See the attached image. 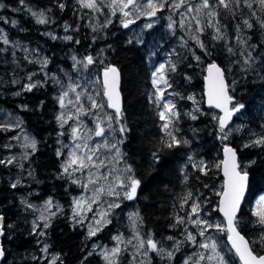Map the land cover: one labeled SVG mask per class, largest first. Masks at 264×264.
Returning a JSON list of instances; mask_svg holds the SVG:
<instances>
[{
	"label": "trees",
	"instance_id": "trees-1",
	"mask_svg": "<svg viewBox=\"0 0 264 264\" xmlns=\"http://www.w3.org/2000/svg\"><path fill=\"white\" fill-rule=\"evenodd\" d=\"M212 2L209 1L217 13L213 17L215 25L206 24L196 42L188 40L178 45L172 43L175 36L165 35L167 32L161 31L160 26L147 30L139 40L111 23L97 27L77 0H0L3 5L0 28L10 38L9 46L0 44V109L17 116L23 130L36 143L35 151L28 152L21 166L27 170L33 184L30 186L34 188L32 195L25 193L22 187L9 185L5 178L16 175L17 171L5 170L0 164V216L4 221L1 239L4 256L0 264H45L29 258L31 253L38 254L39 243H45L49 253L57 256L55 264H106L98 253L89 254V241L82 225L72 223L68 215V200L75 191L59 177L61 157L57 153L62 150L56 145L57 89L44 81L38 82L31 91L20 92V77L37 70L23 62L18 51L21 44L41 50L50 70L52 65L67 68L65 59L70 54L79 58L96 56L95 60L103 57L106 66L117 69L122 110L119 124L125 128L121 135V155L131 168L132 177L140 181L134 204L141 233L145 239L151 236L162 246L174 240L179 245L169 259L151 252L148 264H178L181 257L189 253L183 224L176 222L178 217H185L182 210L186 207H182V201L189 193L192 196L186 206H191L195 197L200 205L199 216L221 220L216 208L222 190L220 152L225 146L235 150L240 169L248 173V192L236 217L237 231L249 241L255 255H264V242H261L264 226L258 223V211L252 206L254 199L264 193V146L253 143L264 136V27L261 26L264 6L259 0H240L239 5L235 0H227L225 9L217 0ZM24 5L44 12L48 19L47 34L43 25L23 13ZM11 20L14 26L10 25ZM244 20L253 27L249 29ZM66 27V33L60 35V30ZM217 28L222 39L212 38L218 35ZM48 34L55 40L45 39ZM150 34L161 36V40L149 39ZM67 36L72 39L66 41ZM241 38L246 40L245 48L241 47ZM197 41L203 43L204 49ZM249 52L252 58L245 64L242 59L247 58ZM161 59H164L162 75L168 81L164 87L176 98L175 112L179 114L178 118L171 116L167 129L159 120V107L150 80V70ZM211 64L222 70L234 102L245 106L234 114V127L229 132L218 129L216 113L203 105L204 70ZM191 94L198 99L197 113L192 112ZM193 115L197 119L193 120ZM168 132L188 143L168 148L166 143L171 142ZM225 134L227 139H221ZM8 138L9 135L0 131V151ZM246 144L251 146L245 147ZM154 153L159 157L158 162ZM4 155L5 151L0 157ZM23 195L29 196L32 203L50 198L62 207L48 223L50 226L39 230L44 235L37 236L28 228L29 212L26 208L19 209L17 201L18 196ZM109 229L105 227L103 233ZM216 237L225 246L227 264H239L225 243L224 230L216 232ZM119 264H127L126 257L121 258Z\"/></svg>",
	"mask_w": 264,
	"mask_h": 264
},
{
	"label": "rangeland",
	"instance_id": "rangeland-1",
	"mask_svg": "<svg viewBox=\"0 0 264 264\" xmlns=\"http://www.w3.org/2000/svg\"><path fill=\"white\" fill-rule=\"evenodd\" d=\"M210 1V0H209ZM213 0H211V3ZM140 3L145 5V8L141 12L133 11L132 9H128L131 11L132 14L125 18L122 13L119 12L117 9L116 15H112V9L106 6H102L101 11H91L87 8L89 15L92 18L93 24L99 27L101 24L109 25L110 23L113 24L116 29L121 31H127L126 35L130 32V37L134 38L135 40H139L142 35L147 31L152 29L153 27L160 26L161 31L167 32L165 35L175 36L174 40L172 41L173 44L183 45L189 41L196 42L197 36L201 33L198 30L197 21H199V27L204 28L206 24L215 25L213 17L207 15L210 9H204L201 7L203 0H184L183 5L179 8L174 7V5L179 4L180 0H154V3L160 4L163 3L164 7L162 10L157 11L154 17H149L148 15L143 14L146 11H150L147 9L146 4L147 0H139ZM109 0H104V4L107 5ZM1 5V4H0ZM80 5V4H79ZM191 7L193 9L192 12H188L187 8ZM199 9V11H197ZM2 10V7H0ZM23 13L27 16H31L36 23L41 24L44 26L46 30V34L48 33V19L44 14V18L47 21L46 23H39L37 16H34L32 13L36 12L44 13L41 10L35 9L33 7L24 5L22 6ZM19 10V11H21ZM14 13H18L17 10H14ZM195 17L196 19H193ZM171 18V19H169ZM125 19L133 20V23H130L128 27H124L122 21ZM110 21V22H109ZM181 21H183L184 26L181 27ZM113 22V23H112ZM148 24H151L152 27H147ZM172 27H169V25ZM10 25L14 26L13 21H10ZM95 27V26H94ZM66 29L60 30V35L65 34ZM151 36L149 39L155 38V35L150 34ZM0 37L7 38L9 43L4 44L3 39H0V44L2 47L9 46L10 38L8 33L0 28ZM45 39H49L51 41L55 40V37L51 34H48V37H44ZM158 40H161V36H157ZM47 39V40H48ZM163 40V38H162ZM64 41V40H61ZM68 41V40H66ZM164 41V40H163ZM241 41H246L245 38H241ZM241 43V47L245 48L246 43ZM13 46V45H11ZM16 47V46H13ZM27 47L21 44L20 48L18 49L19 53L21 54L23 62L30 63L36 67L37 70L32 71V73H26L20 77V92L28 91L25 90V85L27 84H35L36 86L39 84L38 82H46L49 81L51 85H54L57 89V130H58V141L56 145L58 146V150L61 151V170L59 173L60 180L67 182L71 188L74 189V194L68 200V215L72 221V223L76 225H82L84 233L87 237V241H89V249L90 253H98L102 259L105 261L103 254L110 253V250L114 247H119L121 249L118 257H110L113 259L116 264H119L121 258L126 257L127 264H148L150 253L153 252L155 255L161 258H168L167 251H171L173 254L179 248L178 243L174 240L167 246H162L158 244V248L163 247L165 249L164 254H158L156 251L148 250L147 245L145 244L143 249L138 248V241L135 239V233L139 232L142 238L143 235L140 230V222L138 218V212L135 208L134 199L128 200L124 197L125 189L118 187L119 180L117 177L125 180L127 183V177L132 176V172H127L126 169L128 166L123 162L122 155H121V135L120 132V124L119 121L117 122L115 115L111 113L107 109V102L104 98L103 89L100 83V72L101 70H105L108 68L104 64V58L99 57L95 60L96 56H93L94 63L92 65H88L87 68H83L82 64H77V61H85V58H79L74 54H70L65 59L67 64V68L64 66H60L56 68L55 65H52V70H50L46 55L42 53L41 50ZM73 57L76 60H73ZM163 60L155 62L152 69L150 70V80L151 83L153 79H157L159 75L162 73H157V76H153V72L156 71L160 65H163ZM245 60V59H242ZM46 62V63H45ZM244 63V62H243ZM31 77V79H29ZM23 81V82H22ZM72 83L74 85H79L76 87V91H68V96L64 98L65 100V107L61 108L59 103V97L62 93L68 90V85ZM153 96L157 100L159 96V92L157 89L163 91V100H157V103L161 105L158 111V117L163 125L168 123L171 116L166 112L165 119L161 120L159 116L160 111H164L162 105L165 102H172L176 105L175 101L176 98L171 96L170 92H167L166 87H164V83L160 81L157 85H153ZM77 94H80L79 102L76 101ZM91 97L93 100L96 101L98 105H103V107L92 108L91 101L88 99ZM190 99H192V112H196L198 110L197 102L198 99L190 95ZM71 101V103L69 102ZM83 107L84 112H80L79 109ZM175 111V109H174ZM85 112L87 114H85ZM197 113V112H196ZM63 115L64 120L66 122L63 123V127H61V120L58 119ZM217 115V114H216ZM112 116L113 119L109 122L108 117ZM97 123L100 124L101 127L104 128V135L103 136H96L95 131ZM109 123H111V127H109ZM233 124L226 129L227 132L233 129ZM77 129V136L79 139L72 135L73 129ZM0 131L4 134L9 135V138L1 148L0 155L3 151H5V155L0 157V161H5V163H0L5 170H9L10 168H14L17 171V174L14 176H9L5 178L7 183L13 184L16 183V186L22 187L29 196L32 195V191L34 188L30 186L33 185L28 177L27 170L22 168V163L26 162L28 152L32 150L30 147H25V144L29 141L34 140V138L27 133L22 128V124L20 119L17 116H13L4 110L0 109ZM63 133V135H60ZM25 137L28 140H25ZM35 141V140H34ZM113 143L116 144V147L120 151V156L116 157V149L106 148L105 145H112ZM80 144L81 147L77 148L76 145ZM87 144L88 148L85 149L83 145ZM98 147V151L96 155H101L102 158H107L106 168H101L99 171L96 169H85L81 172L72 173V169H69V173L72 175L65 174L63 171L62 165H64L70 156V153L75 151L77 155H85L89 152V150L96 149ZM8 160H12V163H7ZM89 172L94 173L95 177L106 176L107 178H99L97 179L96 184H89ZM58 176V175H57ZM25 179V181H23ZM73 179H77L78 183H72ZM2 183V177L0 175V184ZM112 183L113 186L116 188V192L120 193L119 197L109 196L107 185ZM84 184H87V188L83 187ZM104 186L105 191L103 194L97 195V203H92V198L95 195L93 189L98 186ZM29 196L23 195L18 196V207L26 208L28 210V228H30L31 232H34L37 236L40 235L39 230L44 228V223H49L50 220L62 210V207L59 203H54L50 198L43 200L42 202L32 203L29 200ZM264 197V193L254 199L252 204L253 210L255 211H264V205H261L260 198ZM51 200V205L46 207L47 201ZM82 201V208L77 209L76 201ZM22 201H26L27 204L22 203ZM116 201L119 202L120 207L109 209L108 204ZM185 200L182 201V207H186L183 209L182 212L186 213L183 223L185 231V242L186 247L189 251L188 254L181 257L178 264H185V261L188 264H194L195 261L198 260V257L201 253L205 255V257L211 255V251L199 248V243H209L211 244L213 241L217 242L218 248L217 251L221 253V255H226L225 246L223 242L216 237V232L220 231L215 226L219 225L220 228L224 229L223 221L218 220L219 218L199 216L198 214L191 213V206H186ZM192 201L196 202L195 197H192ZM191 203V202H190ZM193 204V203H192ZM28 205H31L29 207ZM127 207L126 209H121V207ZM89 207H91V211H89ZM74 211H79V215H74ZM109 212L110 214L106 217L107 220H110V223L102 226V229L96 233L95 236H89V226L93 228L99 227L95 224V221L100 219V213L102 212ZM25 215V214H24ZM43 215L45 220H41L40 217ZM133 219L136 220L135 225H133ZM196 219H201L207 221L205 225H195L190 221H194ZM36 224L37 227L34 229L33 225ZM211 225V227H209ZM110 227L109 230H106L103 233L105 227ZM204 231V235L201 236L199 233ZM187 233H192L195 236L197 241L196 244L187 240ZM225 233V231H224ZM105 234V235H103ZM121 237V241H117L115 238ZM226 238V234H225ZM131 240V243L128 241ZM46 246L45 243L38 244V254L31 253L29 254V258L34 259L36 258L39 262H44L45 264H51L53 259L55 258V262L57 260V256L50 254L49 251L44 252L43 249ZM145 252L147 253L145 255ZM173 256V255H172ZM172 258V257H171ZM226 260V258H225ZM107 264V262L105 261ZM199 264H209V261L205 259L204 261H200ZM211 264H217L216 260L211 261Z\"/></svg>",
	"mask_w": 264,
	"mask_h": 264
},
{
	"label": "snow or ice",
	"instance_id": "snow-or-ice-1",
	"mask_svg": "<svg viewBox=\"0 0 264 264\" xmlns=\"http://www.w3.org/2000/svg\"><path fill=\"white\" fill-rule=\"evenodd\" d=\"M21 2H23V0H21ZM77 2L80 4L81 8H87L91 11H101L102 6H106L112 9V15H116V11L117 9L119 10L120 13H122V15L127 18L129 17L132 12L128 11V9H132L133 11L136 12H141L144 8L145 5L143 3H140L139 0H109V3L107 5L104 4V0H77ZM166 2V0H165ZM184 0H180L179 4L174 5V7L179 8L180 6L183 5ZM236 4L239 5L240 4V0H235ZM218 5H222L225 9L228 8V2L227 0H217ZM259 4L261 6H264V0H259ZM247 7L251 8V4H246ZM0 7H3V5H0ZM61 8H63V4L60 5ZM147 9H150V11H146L143 14L148 15L149 17H154L157 13V11L162 10L164 7L163 3L157 4L154 3V0H147V4H146ZM202 8L204 9H210L207 13L208 16L210 17H215L217 15V13L213 10L214 9V5L209 3V0H203ZM188 12H192L193 9L191 7L187 8ZM197 11H199V9H197ZM34 16H37L38 22L39 23H46L47 21L44 18V13H39L37 14L36 12L32 13ZM171 19V18H169ZM193 19H196L195 17H193ZM110 22V21H109ZM133 20L130 19H125L124 21H122L123 26L124 27H128V25L130 23H133ZM14 23V22H13ZM243 23L249 28L251 29L253 27V25L248 21V20H244ZM197 25H198V30H200L201 32L203 31L202 28L199 27V21H197ZM183 21H181V27H183ZM208 26H212L211 23ZM261 26L264 27V22H261ZM147 27L151 28L152 25L148 24ZM169 27H172V25L170 24ZM67 30V27H66ZM216 32L218 33V35H214L212 38L213 39H222V35H219L220 33V29L217 28ZM0 39H3V43L4 44H8L9 41L7 38L4 37H0ZM66 40H71L72 37L71 36H67L65 37ZM237 39H239V37H237ZM198 43H200V47L202 49H204V45L203 43L197 41ZM242 43H246V41H241ZM77 43H79V41H77ZM229 51H232L231 48H229ZM206 54L207 50L205 49ZM251 53H248L247 58H245L244 63L248 64L251 60ZM197 60H199V57H196ZM73 60H76L75 57H73ZM46 63V62H45ZM94 63L93 57L92 56H87L85 58V61H77V64H82L83 68H87L88 65H92ZM173 71L175 70V68L173 67L172 69ZM215 71L216 75L215 77L212 79L211 81V87L208 93V102L209 105L215 108H219L221 109V111L224 112V116L219 118V128L220 131L223 132L227 122L231 119V117L235 114L240 112L245 106L242 103H235L234 102V98L230 95H228L227 93V86L225 85L224 82V78H223V73L221 72V69L219 67H217L216 64H212L209 68V72L212 73V71ZM164 71V65H160L159 68L153 72V76L156 77L157 73H163ZM110 73H111V77H110ZM29 79H31V77H29ZM160 81H162L164 84H168V81L164 78L163 75H159L157 79H153L152 83L153 85H157ZM118 82H119V73L117 71V69L115 67H109L106 68L104 70V96L107 97L108 99V103H107V107L114 109L115 112V118L117 120V122L119 121V119L122 116V110L120 107V99H119V92L117 91L118 88ZM36 85L35 84H27L25 85V90L31 91L32 88H34ZM79 85H74L72 83H70L68 85V90L64 91L62 93V95L59 97V103H60V107L64 108L65 107V100L64 98L68 96V91H72L75 92L76 91V87H78ZM170 87V85H168ZM157 91L159 92V96L157 97V100H163V91L160 90L159 88L157 89ZM88 99L91 101V107L92 108H98V107H103V105H98L96 103L95 100H93L91 97H88ZM80 100V94H77L76 96V101L79 102ZM71 103V101H69ZM231 106V107H230ZM157 107H161V105L159 103H157ZM164 111H160L159 112V116L161 118V120L165 119V115L166 112L169 114V116H176L178 118V113H176L174 111L175 109V104H173L172 102H165L162 105ZM80 112H84V108L81 107L79 109ZM85 114H87L85 112ZM59 120H61V127H63V123L66 122L64 120L63 115H61L60 117H58ZM113 119L112 116L108 117L109 122H111ZM192 119L195 120L197 119V117L195 115L192 116ZM169 123H171V119H169L168 123H165L163 125L164 129H167L169 126ZM109 127H111V123H109ZM96 131H95V135L96 136H103L104 135V128L100 126L99 123H97L96 125ZM77 129H73L72 131V135L74 137H76L77 139H79V137L77 136ZM125 131V128L123 126H121L120 128V132L123 133ZM60 135H63V133H60ZM168 136L171 137V142L166 143V146L168 148H172L173 146H180L181 143L187 144L188 141L184 140H178L177 137L172 133V132H168L167 133ZM221 139H227V134H225L224 136L221 137ZM25 140L27 141L28 138L25 137ZM253 143L257 146H264V136L256 139L255 141H253ZM251 145L246 144L245 147H249ZM25 147H30L33 152L36 149V143L34 140L29 141L28 143L25 144ZM77 148H80L81 145L77 144L76 145ZM83 147L85 149L88 148V145L85 144L83 145ZM98 147L96 149H92L89 150L88 153H86L85 155H77L75 151L70 153L69 159L68 161L62 165L63 167V171L65 174L68 175H72V173L75 172H81L82 170L85 169H96L97 171H99L101 168H106L107 167V163H106V157L102 158L101 155H96V152L98 151ZM106 148H109V150H111L112 148L116 149V157L120 156V151L119 149L116 147V144L113 143L112 145H105ZM225 151V161H224V175L228 178L226 181V191L223 193L224 199L221 201L222 207L220 208V211H222L224 213L225 218L227 219V232H228V240L232 245V248L235 249V253L236 255L239 257L240 261L242 262V264H264V255H260L257 256L253 253L252 248L249 246V241H247L244 236H242L238 231H237V220H236V213L239 211L240 208V202L243 198L244 195V190L245 187L247 185V181H248V173L245 170H241L240 169V165L237 162L236 159V152L234 149L230 148V147H225L224 149ZM58 155H61V153H57ZM154 157L156 159V161H159V157L156 156V154L154 153ZM189 159L191 160V157H189ZM12 160H8L7 163H12ZM0 163H5V161H0ZM203 164V162L201 161V165ZM196 165H194L195 167ZM69 169H72V173H69ZM201 170H203V168H201ZM127 172H131V168L128 167L126 169ZM89 178H88V183L89 184H96L97 183V179L99 178H104L106 179V176H101V177H95L94 173L89 172ZM117 179L119 180V185L118 187L125 189L124 191V197L128 200L134 199L136 196V192L137 189L140 185V181L138 179H135L132 176L127 177V183H125L124 179H121L120 177H117ZM72 183H78L77 179H73ZM12 187L15 188L16 187V183L12 184ZM83 187L87 188V184H84ZM107 190H108V195L109 196H115V197H119L120 193L116 192V188L113 186L112 183H109L107 185ZM105 191V187L104 186H98L96 188L93 189L94 192V196L92 198V203H97V199L96 196L103 194ZM192 194L189 193L188 196L185 198V203L187 202L188 199H191ZM22 203L27 204L26 201H22ZM52 201L49 200L47 201L46 207L51 205ZM260 203L261 205H264V197L260 198ZM29 207H31V205H28ZM76 206L77 209L82 208V201H76ZM120 204L119 202L113 201L111 203L108 204V208L109 209H114V208H119ZM200 209V205L199 203L193 202V204L191 205V213L192 214H198ZM89 211H91V207H89L88 209ZM110 213L105 211L100 213V219L95 221V224L98 225L99 227H95L93 228L92 226H89V232L88 235L89 236H95L96 233L98 231H100L102 229V226L106 225L107 223H110V220H107L106 217L109 215ZM74 215H79V211H74ZM257 217H258V223L261 226H264V211H258L256 213ZM40 219L43 221L45 220V217L43 215H41ZM3 220V217H0V221ZM177 223L179 224H183L184 218L182 217H178L177 218ZM191 223L195 224V225H205L207 224V221L205 220H201V219H196L194 221H190ZM136 220L133 219V225H135ZM50 224L48 223H44V227L47 228L49 227ZM37 227L36 224L33 225V228L35 229ZM209 227H211V225H209ZM218 230L223 231L224 229L220 228L219 225L215 226ZM185 231L187 232V229H185ZM0 235H3V229L2 227H0ZM40 235H44V232H40ZM199 235L203 236L204 235V231H201L199 233ZM187 240L192 242L193 244H196L197 241L195 239V236L192 233H187ZM117 241H121V237H116L115 238ZM135 239L138 241V248L139 249H143L145 244L147 245L148 250L151 251H156L158 254H164L165 253V249L163 247L158 248V242L154 241L151 236H148L146 239L142 238L139 234V232L135 233ZM169 240H172L173 237H168ZM261 242H264V235L261 236ZM128 243H131V240L128 241ZM199 248L205 249V250H209L211 251V255L205 257V255L203 253H201L198 257V260L194 262V264H199L200 261H204L205 259H207L209 261V264H211V261L216 260L217 264H227V261L225 260L224 256L221 255V253L219 251H217L218 245L217 242L213 241L211 244L209 243H199ZM48 250V246L46 245L43 249L44 252H47ZM121 249L119 247H114L110 250V253H104V259L107 262V264H116V262L111 259L110 257H118L119 253H120ZM91 255V253H89ZM147 253L145 252V255ZM167 256L168 258H171L173 253L171 251H167ZM4 256V250L2 247H0V259H2ZM51 264H55V258L53 259V261L51 262ZM185 264H188L187 261H185Z\"/></svg>",
	"mask_w": 264,
	"mask_h": 264
},
{
	"label": "water",
	"instance_id": "water-1",
	"mask_svg": "<svg viewBox=\"0 0 264 264\" xmlns=\"http://www.w3.org/2000/svg\"><path fill=\"white\" fill-rule=\"evenodd\" d=\"M212 65V64H211ZM211 65H208L205 70H204V77H203V93H202V97H203V105L206 109H211L213 110L215 113H217L218 115V119H217V125H218V129L220 130L219 128V118L220 117H223L224 116V112L221 111V109L219 108H215V107H212L209 105V102H208V93H209V90H210V87H211V81L212 79L215 77L216 73L215 71L213 70L212 73L209 72V68ZM218 67V66H217ZM222 72V70H221ZM223 73V72H222ZM110 77H111V73H110ZM224 78V77H223ZM225 82V80H224ZM100 83H101V86H102V89H103V94H104V70H102L100 72ZM225 85L227 86L226 82H225ZM120 78H119V82H118V88H117V91L119 92V99H120V107H121V96H120ZM227 93H228V88H227ZM229 95V93H228ZM106 102L108 103V99L106 96H104ZM107 109L115 114L114 112V109L112 108H109L107 107ZM233 119H234V115L231 117V119L227 122V125L225 127L224 130H226L233 122ZM225 147H228V146H225ZM225 147H223L221 149V152H220V155H221V162H220V165H219V174H220V177H221V181H222V190H221V193L218 197V200H217V208H216V211H217V214L218 216L222 219L223 221V226H224V231H225V234H226V239H225V243L226 245L228 246V248L231 250V252L235 255L236 259L238 260L239 264H242V262L240 261L239 257L236 255L235 253V249L232 248V245L231 243L229 242L228 240V232H227V219L225 218L224 216V213L222 211H220V208L222 207V204H221V201L224 199V196H223V193L227 190L226 189V181H227V177L224 175V161H225ZM231 148V147H230ZM236 159H237V156H236ZM247 192H248V181H247V185L245 187V190H244V195H243V198L240 202V208L243 204V201L247 195ZM240 208H239V211H240ZM239 211L236 213V217L238 216L239 214ZM2 217V216H0ZM3 220L0 221V227H2L3 229ZM4 237V231H3V235H0V247H1V239ZM0 262H1V259H0Z\"/></svg>",
	"mask_w": 264,
	"mask_h": 264
}]
</instances>
